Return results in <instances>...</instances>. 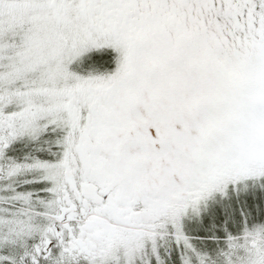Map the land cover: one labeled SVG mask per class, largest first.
I'll return each instance as SVG.
<instances>
[{
    "label": "snow or ice",
    "instance_id": "1",
    "mask_svg": "<svg viewBox=\"0 0 264 264\" xmlns=\"http://www.w3.org/2000/svg\"><path fill=\"white\" fill-rule=\"evenodd\" d=\"M0 264H264V0H0Z\"/></svg>",
    "mask_w": 264,
    "mask_h": 264
}]
</instances>
